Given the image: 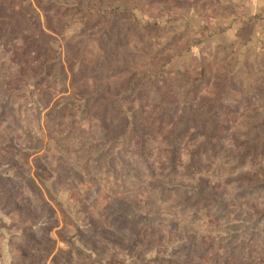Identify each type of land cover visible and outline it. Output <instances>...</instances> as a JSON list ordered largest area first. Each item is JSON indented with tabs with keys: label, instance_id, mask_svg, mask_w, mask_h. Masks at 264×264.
<instances>
[{
	"label": "rangeland",
	"instance_id": "rangeland-1",
	"mask_svg": "<svg viewBox=\"0 0 264 264\" xmlns=\"http://www.w3.org/2000/svg\"><path fill=\"white\" fill-rule=\"evenodd\" d=\"M223 2L0 0V264H264V10Z\"/></svg>",
	"mask_w": 264,
	"mask_h": 264
},
{
	"label": "crops",
	"instance_id": "crops-1",
	"mask_svg": "<svg viewBox=\"0 0 264 264\" xmlns=\"http://www.w3.org/2000/svg\"><path fill=\"white\" fill-rule=\"evenodd\" d=\"M227 3L228 2L221 3L223 5L222 8H225L228 6H230L231 8H243V10H242V12L244 14L243 16H239V13H236V12L232 14V15H235L236 17H241V18H245L246 14H247V16H249L251 12H253V15H254V14H258L259 12H262L264 10V0H232V2H230V4H227ZM248 8H250V9H248ZM248 10L250 12H248Z\"/></svg>",
	"mask_w": 264,
	"mask_h": 264
}]
</instances>
